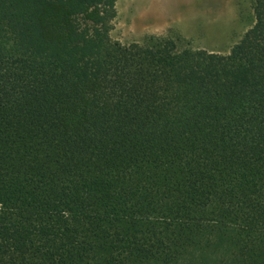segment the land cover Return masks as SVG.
<instances>
[{
	"label": "trees",
	"instance_id": "trees-1",
	"mask_svg": "<svg viewBox=\"0 0 264 264\" xmlns=\"http://www.w3.org/2000/svg\"><path fill=\"white\" fill-rule=\"evenodd\" d=\"M227 54L121 44L117 0H0V264H264V0Z\"/></svg>",
	"mask_w": 264,
	"mask_h": 264
},
{
	"label": "rangeland",
	"instance_id": "rangeland-1",
	"mask_svg": "<svg viewBox=\"0 0 264 264\" xmlns=\"http://www.w3.org/2000/svg\"><path fill=\"white\" fill-rule=\"evenodd\" d=\"M253 20L248 0H117L110 37L124 45L158 37L227 54Z\"/></svg>",
	"mask_w": 264,
	"mask_h": 264
}]
</instances>
